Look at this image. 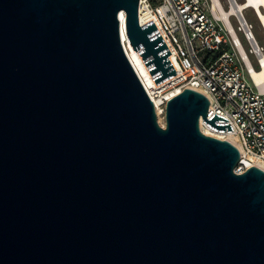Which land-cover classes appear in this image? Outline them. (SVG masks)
<instances>
[{
    "label": "water",
    "instance_id": "1",
    "mask_svg": "<svg viewBox=\"0 0 264 264\" xmlns=\"http://www.w3.org/2000/svg\"><path fill=\"white\" fill-rule=\"evenodd\" d=\"M139 0H0V264H264V171L202 133V92L165 125L121 42L155 83L175 75Z\"/></svg>",
    "mask_w": 264,
    "mask_h": 264
},
{
    "label": "built area",
    "instance_id": "2",
    "mask_svg": "<svg viewBox=\"0 0 264 264\" xmlns=\"http://www.w3.org/2000/svg\"><path fill=\"white\" fill-rule=\"evenodd\" d=\"M231 2L235 0H227V7ZM138 10L140 26L150 21L156 26L170 52L167 58L175 72L156 84L163 118L166 102L178 94L174 92L179 89L181 92L185 87L202 92L209 102L206 117L218 114L228 121L215 123H229L232 129L230 132L217 130L224 136L222 140H227L232 133L238 138L241 152L234 172H245L252 162H259L264 168V86L253 85L247 69V62L252 64L250 53L254 54L253 26L241 12L239 17L232 16L238 23L237 28L231 21L225 24L213 10L211 0H139ZM229 26H233L232 32ZM245 41L249 43L248 48ZM121 42L127 57L125 44ZM141 49L135 51L139 57ZM257 53H264L263 48Z\"/></svg>",
    "mask_w": 264,
    "mask_h": 264
},
{
    "label": "bare ground",
    "instance_id": "3",
    "mask_svg": "<svg viewBox=\"0 0 264 264\" xmlns=\"http://www.w3.org/2000/svg\"><path fill=\"white\" fill-rule=\"evenodd\" d=\"M211 2H212L213 10H215L217 14L219 13L221 15L224 23L227 25H229L228 21H230V18L232 16L239 17L240 12L241 14H243L245 10H251L254 13L258 23L260 24L264 32V0H235V2L234 3L231 2L229 4V7L227 8L223 7L220 0H211ZM123 21H124V16H121V20H120V23H121L120 27L122 29L121 30V40L125 44L127 57H129L135 72L139 75L140 80L144 88L146 89V92L149 98L155 104L157 119H158L159 124L161 126H164L165 120L163 119V112H162L163 106H161V103L158 98L159 91L156 88V83L154 79H152L141 57H139L138 53H136L132 49V47L128 44V42H126V36H125L124 28H123ZM232 29H233V26H229V31L232 32ZM252 37L254 38V36ZM233 39L237 40V36L234 34H233ZM251 45L253 47L254 54L258 56V61H257L256 68L251 63L247 62V69L249 70L248 77L253 85L262 87L264 86V53H261V54L257 53V51L260 49V46L257 43L255 38L251 40ZM245 54L247 53L245 52ZM179 92H180V89L174 92L173 94H176ZM199 129L202 133L208 136L214 137L216 139L217 138L222 139L224 137L218 131H215L211 129L210 127H208L207 124L202 119L200 120V123H199ZM225 139H227V141H229L232 145L235 146V148L238 149L239 152H241L238 138L234 133L229 134ZM249 165H255L259 167L260 169H264L263 165L259 162H252V163H249Z\"/></svg>",
    "mask_w": 264,
    "mask_h": 264
},
{
    "label": "rangeland",
    "instance_id": "4",
    "mask_svg": "<svg viewBox=\"0 0 264 264\" xmlns=\"http://www.w3.org/2000/svg\"><path fill=\"white\" fill-rule=\"evenodd\" d=\"M220 2L224 8H227V0H220ZM243 15H244L246 22L253 26L252 34H253L254 38L256 39L257 43L259 44L260 48H263V50H264V32H263V29L261 28L260 24L258 23L254 13L251 10H245ZM230 21L233 23V26L235 28L238 27V23L236 22V19L234 17H232L230 19ZM239 37L241 39L243 37V34L241 32L239 33ZM244 45L247 48L249 47V43L247 41L244 42ZM249 57H250V61L252 62V65L256 68L257 67L256 55L250 53Z\"/></svg>",
    "mask_w": 264,
    "mask_h": 264
}]
</instances>
